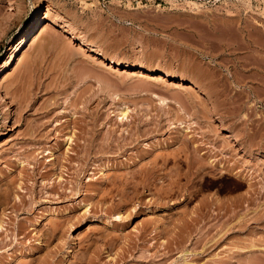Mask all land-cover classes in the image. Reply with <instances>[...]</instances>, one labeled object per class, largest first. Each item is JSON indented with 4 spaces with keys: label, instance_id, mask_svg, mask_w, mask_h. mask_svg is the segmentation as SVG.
Here are the masks:
<instances>
[{
    "label": "rangeland",
    "instance_id": "374dc122",
    "mask_svg": "<svg viewBox=\"0 0 264 264\" xmlns=\"http://www.w3.org/2000/svg\"><path fill=\"white\" fill-rule=\"evenodd\" d=\"M0 222V264H264V0H0Z\"/></svg>",
    "mask_w": 264,
    "mask_h": 264
},
{
    "label": "bare ground",
    "instance_id": "6f19581e",
    "mask_svg": "<svg viewBox=\"0 0 264 264\" xmlns=\"http://www.w3.org/2000/svg\"><path fill=\"white\" fill-rule=\"evenodd\" d=\"M36 13V12H35ZM34 13V14H35ZM100 56L101 57H104V58H106L104 55H102V54H100ZM109 60H111L112 62H115V63H117V64H119V63H121V61L120 60H113V59H111V58H108ZM118 59V58H117ZM123 64V63H122ZM143 66H141V67H139L140 69L142 68ZM146 68V67H145ZM141 71V70H140ZM165 72V71H164ZM165 73H167V72H165ZM142 74V73H141ZM170 74V73H169ZM165 75V74H164ZM179 75H182V74H178V80L179 79H181V80H183V79H185V77H182V76H179ZM185 75V74H184ZM183 75V76H184ZM181 82V81H180ZM160 101H161V99H160ZM162 103H164V102H162ZM193 104V103H192ZM127 113H128V111H127V108L126 107H124V108H122V110H120V115H121V119H123L124 117H126L127 116ZM188 128V127H187ZM184 131V130H183ZM187 132V131H186ZM193 146V145H192ZM185 149V148H184ZM187 149V148H186ZM183 150V149H182ZM189 151V150H188ZM191 152V151H190ZM189 153V152H188ZM203 154V153H202ZM195 155V154H194ZM194 155H192V156H194ZM188 156V155H187ZM190 158V157H189ZM194 158H195V156H194ZM198 159V158H197ZM186 160V159H185ZM204 160V159H203ZM202 161V160H201ZM188 162V161H187ZM210 162H212V161H210ZM188 165H190V164H188ZM194 165V164H193ZM0 229H2V222H0Z\"/></svg>",
    "mask_w": 264,
    "mask_h": 264
}]
</instances>
